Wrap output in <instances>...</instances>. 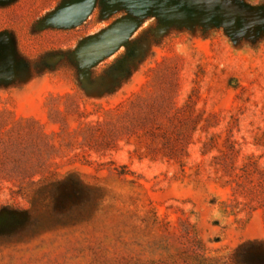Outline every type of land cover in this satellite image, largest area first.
Listing matches in <instances>:
<instances>
[{"label":"rangeland","instance_id":"obj_1","mask_svg":"<svg viewBox=\"0 0 264 264\" xmlns=\"http://www.w3.org/2000/svg\"><path fill=\"white\" fill-rule=\"evenodd\" d=\"M70 1L0 0V264H264V0Z\"/></svg>","mask_w":264,"mask_h":264},{"label":"water","instance_id":"obj_2","mask_svg":"<svg viewBox=\"0 0 264 264\" xmlns=\"http://www.w3.org/2000/svg\"><path fill=\"white\" fill-rule=\"evenodd\" d=\"M91 0H72L65 4L56 14L59 23H72L83 18L89 9Z\"/></svg>","mask_w":264,"mask_h":264},{"label":"trees","instance_id":"obj_3","mask_svg":"<svg viewBox=\"0 0 264 264\" xmlns=\"http://www.w3.org/2000/svg\"><path fill=\"white\" fill-rule=\"evenodd\" d=\"M195 124H190V126H188V130H187V134H184V136H189L190 135V132L189 131H192L195 129ZM187 143H189V141L187 140L186 141ZM168 156L170 157H173L172 154H167ZM253 244H264V238H261V239H249V240H246L245 242H243L236 250L234 253H238L242 250V248L246 247V246H249V245H253Z\"/></svg>","mask_w":264,"mask_h":264}]
</instances>
